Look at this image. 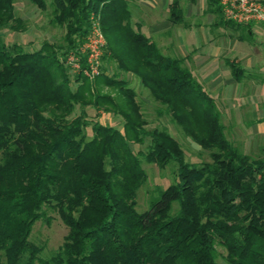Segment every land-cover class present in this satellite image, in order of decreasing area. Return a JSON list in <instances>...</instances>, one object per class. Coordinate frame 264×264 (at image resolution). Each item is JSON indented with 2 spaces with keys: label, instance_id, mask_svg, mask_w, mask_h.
<instances>
[{
  "label": "trees",
  "instance_id": "trees-1",
  "mask_svg": "<svg viewBox=\"0 0 264 264\" xmlns=\"http://www.w3.org/2000/svg\"><path fill=\"white\" fill-rule=\"evenodd\" d=\"M29 1L44 7V0ZM206 2L222 19L219 0ZM50 4L64 45L44 41L22 50L0 38V264H216L215 245L226 264H264V161L226 139L216 103L183 60L161 54L130 26L124 0ZM91 13L100 15L105 43L100 74L88 80L70 75L57 56L84 40ZM4 29H23L13 0H0ZM117 73L137 78L209 160L189 164L174 138L146 129L134 92ZM86 108L119 117L121 130L88 119ZM141 160L175 169L174 181L138 213ZM44 207L66 228L46 259L28 239Z\"/></svg>",
  "mask_w": 264,
  "mask_h": 264
},
{
  "label": "crops",
  "instance_id": "crops-1",
  "mask_svg": "<svg viewBox=\"0 0 264 264\" xmlns=\"http://www.w3.org/2000/svg\"><path fill=\"white\" fill-rule=\"evenodd\" d=\"M124 1L130 26L138 32L142 29L139 33L161 54L181 58L212 97L203 90L234 116L250 150L260 155L264 150V22L232 26L210 12L206 0ZM232 69H238L235 76ZM245 129H250L248 134Z\"/></svg>",
  "mask_w": 264,
  "mask_h": 264
},
{
  "label": "rangeland",
  "instance_id": "rangeland-1",
  "mask_svg": "<svg viewBox=\"0 0 264 264\" xmlns=\"http://www.w3.org/2000/svg\"><path fill=\"white\" fill-rule=\"evenodd\" d=\"M263 7L264 12V0H257ZM51 0H44V7L38 8L36 5L31 3L29 0H13L14 14L18 17L23 25V29L20 31H11L4 29L0 31V38L6 45H17L22 50H35L39 45L46 41L52 43L53 45H64V33L65 29L63 26L57 24L53 20V15L51 13L52 7L50 4ZM94 16L98 19L99 29H100V15L91 13L88 17ZM256 30L258 26H255ZM255 27L253 29H255ZM142 29L139 32L142 33ZM101 32V30H100ZM237 32V31H236ZM102 34V32H101ZM103 37V35H102ZM256 37V36H255ZM85 39V38H84ZM259 41V38H255ZM104 40V37H103ZM84 40L80 44L83 43ZM105 42V40H104ZM76 48V47H75ZM72 50H68L63 56H57L58 61L67 67L70 75H82L80 72H73L71 67L64 64L67 56ZM166 55H172L165 53ZM172 57H177L176 55ZM185 64V63H183ZM102 63L100 61V70ZM104 73L110 74V70L114 71L115 67L113 64L104 65ZM185 66V65H184ZM186 67V66H185ZM187 68V67H186ZM190 68V67H189ZM188 69V68H187ZM189 70V69H188ZM191 72V70H189ZM118 77L125 80L126 84L134 92V101L138 105V109L142 118L146 123V129H162L169 136L175 139L180 149L183 152V159L189 164L198 165L201 162L209 160V151L201 149L196 144L191 142L180 130L177 128L169 119V116L163 112V109L149 97L148 92L144 89L137 78L130 74L117 73ZM194 75V74H193ZM195 76V75H194ZM84 77V76H83ZM196 78V77H195ZM93 79V78H92ZM88 79V80H92ZM207 91V93L212 97L211 92L201 86ZM101 93L114 94L112 90L105 87H100ZM216 101V100H215ZM217 110L220 114L221 124L224 128V135L228 141L235 144L237 149L241 152L243 149L246 155L252 158H259L264 161V150L260 155L258 150H250L248 147L249 143L247 139L241 136V129L239 124H237L236 119L233 115L227 114L226 107L223 106L220 100L216 101ZM219 107V108H218ZM77 110V108L75 109ZM87 117L92 121H97L100 124L110 125L116 129L121 130L122 121L119 117L114 116L111 113H104L103 111H98L95 113L88 108H86ZM77 112V111H76ZM87 121H90L88 120ZM250 130V129H248ZM247 129L243 130L245 134H248ZM253 131V128L249 133ZM263 133L264 130L262 129ZM86 134L90 136L89 128L86 129ZM251 134V133H250ZM259 144V143H258ZM132 148V147H131ZM137 149H142L141 146L133 145V151ZM262 150V149H261ZM242 151V153H243ZM140 167L145 173V180L143 184L137 189L135 194V211L140 213L146 211L149 205L158 198L159 192L163 190L167 185L174 181V169L175 165L173 163H168L163 167H158L155 164H148L143 160L140 161ZM177 209V203L172 202L170 207V214L174 213ZM66 234V228L59 220L57 214L49 209L43 208V216L36 220L31 226L29 241L34 244L41 245L42 250L39 257L46 259L51 256L59 247L63 241V237ZM216 249V264H226L223 257L225 252L222 247L215 245Z\"/></svg>",
  "mask_w": 264,
  "mask_h": 264
},
{
  "label": "built area",
  "instance_id": "built-area-1",
  "mask_svg": "<svg viewBox=\"0 0 264 264\" xmlns=\"http://www.w3.org/2000/svg\"><path fill=\"white\" fill-rule=\"evenodd\" d=\"M219 5L225 21L235 24L264 22L263 7L256 0H219ZM104 43L98 19L91 15L83 43L70 52L64 64L87 79L98 76Z\"/></svg>",
  "mask_w": 264,
  "mask_h": 264
}]
</instances>
